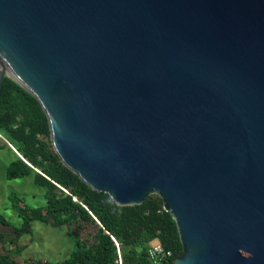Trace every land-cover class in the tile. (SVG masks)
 Instances as JSON below:
<instances>
[{
	"label": "water",
	"instance_id": "95a60500",
	"mask_svg": "<svg viewBox=\"0 0 264 264\" xmlns=\"http://www.w3.org/2000/svg\"><path fill=\"white\" fill-rule=\"evenodd\" d=\"M5 77L93 191L161 198L173 264H264V0H0Z\"/></svg>",
	"mask_w": 264,
	"mask_h": 264
},
{
	"label": "trees",
	"instance_id": "16d2710c",
	"mask_svg": "<svg viewBox=\"0 0 264 264\" xmlns=\"http://www.w3.org/2000/svg\"><path fill=\"white\" fill-rule=\"evenodd\" d=\"M0 135L17 152L5 178L33 175L46 199L43 206L30 207L13 197L12 208L22 222L12 233L20 236L34 222H42L62 229L73 244L64 261L32 264H153L147 256L152 243L170 252L161 264H173L181 256L176 223L161 198L149 195L140 205L119 206L106 193L93 191L55 154L49 122L38 100L9 77L4 78L0 93ZM0 221L10 226L2 215ZM6 236L0 232V244ZM0 264L22 263L0 255Z\"/></svg>",
	"mask_w": 264,
	"mask_h": 264
},
{
	"label": "rangeland",
	"instance_id": "374dc122",
	"mask_svg": "<svg viewBox=\"0 0 264 264\" xmlns=\"http://www.w3.org/2000/svg\"><path fill=\"white\" fill-rule=\"evenodd\" d=\"M16 153L15 146L0 135V215L10 223L8 226L0 221V232L7 235L5 242L0 244V255L12 257L22 264L64 261L69 257L73 244L62 229L34 222L28 232L20 236L12 233L13 228L22 222L12 208L13 197L30 207L43 206L46 200L44 190L34 184L33 175L13 180L5 178L6 168Z\"/></svg>",
	"mask_w": 264,
	"mask_h": 264
},
{
	"label": "built area",
	"instance_id": "2783aa9c",
	"mask_svg": "<svg viewBox=\"0 0 264 264\" xmlns=\"http://www.w3.org/2000/svg\"><path fill=\"white\" fill-rule=\"evenodd\" d=\"M147 256L153 264H161L166 257L170 256V252L165 251L160 244L155 243L148 247Z\"/></svg>",
	"mask_w": 264,
	"mask_h": 264
}]
</instances>
